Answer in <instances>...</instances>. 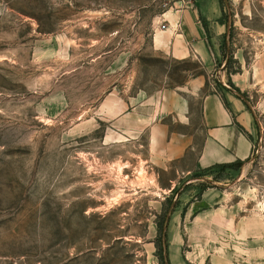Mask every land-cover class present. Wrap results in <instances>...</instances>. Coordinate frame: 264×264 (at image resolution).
Here are the masks:
<instances>
[{
    "label": "rangeland",
    "instance_id": "374dc122",
    "mask_svg": "<svg viewBox=\"0 0 264 264\" xmlns=\"http://www.w3.org/2000/svg\"><path fill=\"white\" fill-rule=\"evenodd\" d=\"M170 1L0 0V264H169L167 242L178 229L192 264H264V0H221L226 30L212 46L203 92L232 89L243 99L253 148L239 166L200 174L207 178L189 171L199 136L188 116L182 138L194 150L181 163L158 164L145 135L102 143L106 127L76 86L82 73L65 74L87 51L73 35L106 36V49L117 38L130 52ZM74 10L101 17L95 31L74 28ZM200 71L196 59L182 62V85ZM155 78L144 70L135 83L151 90ZM202 187L241 200L246 217L238 220L261 235L243 246L219 221L227 217H167Z\"/></svg>",
    "mask_w": 264,
    "mask_h": 264
},
{
    "label": "crops",
    "instance_id": "0c3cea01",
    "mask_svg": "<svg viewBox=\"0 0 264 264\" xmlns=\"http://www.w3.org/2000/svg\"><path fill=\"white\" fill-rule=\"evenodd\" d=\"M85 14L89 13L74 10L69 22L74 28L91 33L100 24L101 17ZM222 16L221 0H171L170 6L157 15L156 25L152 20L150 32L139 37L133 44L134 49L127 53L119 48L122 44L117 38L110 39L112 48L106 49V36L80 38L73 35V45L87 47V51L73 59L74 63L65 74L76 77L82 73L81 82L76 86L82 89L84 109L91 111L95 121L106 127L102 143L145 135L153 147L156 163H181L182 158L194 150L192 145L189 147L192 140L182 138V117L188 116L199 136V146L189 169L197 174L196 178H207L210 175L200 174L224 165L236 167L237 161L244 162L250 157L252 141L236 125L249 133L254 125L243 99L232 89L225 90L223 95L203 92L206 75L214 67L212 46L226 30ZM160 23H164L165 28H160ZM97 46L103 48H94ZM145 58L158 60L160 72L154 73L150 60L146 63ZM194 59L202 71L190 76L182 85V62ZM144 70L157 79L151 90L144 82L135 83V78L141 77ZM184 72L189 70L184 69ZM133 86L136 89L132 92ZM193 98L194 107L190 101ZM189 198L183 205L182 202L174 203L167 217H179L181 222L182 217H227L219 221H228L232 238L243 246L261 235L259 225L258 229L252 228L245 218L238 220L246 215L240 214L238 202L241 200H233L231 193L202 187ZM180 231L174 230L167 242L168 262L192 264L189 257L182 258L179 250Z\"/></svg>",
    "mask_w": 264,
    "mask_h": 264
},
{
    "label": "trees",
    "instance_id": "16d2710c",
    "mask_svg": "<svg viewBox=\"0 0 264 264\" xmlns=\"http://www.w3.org/2000/svg\"><path fill=\"white\" fill-rule=\"evenodd\" d=\"M230 84H232L231 82H230ZM233 86V85H232ZM236 125H237V127L244 133V134H246L247 136H248V138L249 139H251L250 138V136H249V134L244 130V128L242 127V126H240L239 124H237L236 123ZM241 163H243L242 161H237L234 165L236 166V165H240ZM224 167H229V166H227V165H224ZM223 167V168H224ZM159 230H161V226H159Z\"/></svg>",
    "mask_w": 264,
    "mask_h": 264
},
{
    "label": "built area",
    "instance_id": "2783aa9c",
    "mask_svg": "<svg viewBox=\"0 0 264 264\" xmlns=\"http://www.w3.org/2000/svg\"><path fill=\"white\" fill-rule=\"evenodd\" d=\"M164 6H168L167 3L163 4ZM160 28H165V24L164 23H160ZM231 89V88H230Z\"/></svg>",
    "mask_w": 264,
    "mask_h": 264
},
{
    "label": "bare ground",
    "instance_id": "6f19581e",
    "mask_svg": "<svg viewBox=\"0 0 264 264\" xmlns=\"http://www.w3.org/2000/svg\"><path fill=\"white\" fill-rule=\"evenodd\" d=\"M125 166H126V165H119V166H118L119 171H121L122 168L125 167ZM139 169H140V168H139ZM141 170H142V169H140L139 171H141ZM114 200H115V198H114Z\"/></svg>",
    "mask_w": 264,
    "mask_h": 264
}]
</instances>
